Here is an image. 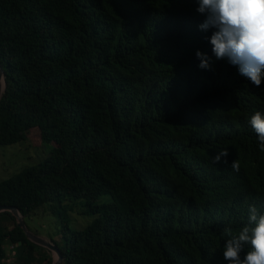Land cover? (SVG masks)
I'll list each match as a JSON object with an SVG mask.
<instances>
[{
    "label": "trees",
    "instance_id": "obj_1",
    "mask_svg": "<svg viewBox=\"0 0 264 264\" xmlns=\"http://www.w3.org/2000/svg\"><path fill=\"white\" fill-rule=\"evenodd\" d=\"M196 8L0 0V146L34 128L53 144L43 162L0 182V206L25 221L45 204L84 203L92 221L51 238L61 264H227L223 244L247 224L249 206L264 212V151L249 123L264 113V83L212 55ZM3 217L13 223L0 222V264L6 246L16 264H52Z\"/></svg>",
    "mask_w": 264,
    "mask_h": 264
},
{
    "label": "clouds",
    "instance_id": "obj_2",
    "mask_svg": "<svg viewBox=\"0 0 264 264\" xmlns=\"http://www.w3.org/2000/svg\"><path fill=\"white\" fill-rule=\"evenodd\" d=\"M196 4V11L205 17L199 29L211 32L206 39L212 55L226 60L251 85L260 87L264 83V0H196ZM195 55L201 69H210L207 53L197 50ZM249 123L257 135L258 148L264 151V113L256 111ZM226 155V151L220 152L213 163ZM248 212L247 224L223 244L227 264H264V212L255 206H249ZM245 245L249 246L247 252Z\"/></svg>",
    "mask_w": 264,
    "mask_h": 264
},
{
    "label": "rangeland",
    "instance_id": "obj_3",
    "mask_svg": "<svg viewBox=\"0 0 264 264\" xmlns=\"http://www.w3.org/2000/svg\"><path fill=\"white\" fill-rule=\"evenodd\" d=\"M52 147L53 144L40 141L37 128L31 129L27 138L21 142L0 146V182L43 162ZM107 200V197H103L98 203ZM62 206L53 202L32 211L25 218L28 230L45 240H51V238L57 240V231L62 230L63 227L82 229L93 219L91 214L85 212V205L80 201L63 202ZM0 222L5 227H9L13 223L8 217L1 218ZM9 248V246L5 247V249ZM47 252L51 254L53 260H57L55 253L49 250Z\"/></svg>",
    "mask_w": 264,
    "mask_h": 264
},
{
    "label": "water",
    "instance_id": "obj_4",
    "mask_svg": "<svg viewBox=\"0 0 264 264\" xmlns=\"http://www.w3.org/2000/svg\"><path fill=\"white\" fill-rule=\"evenodd\" d=\"M5 87V74L2 69V66L0 65V98L2 93L4 92ZM3 212H9L15 218L16 225L24 231L29 241L56 254L57 260H53L52 264L62 263L63 257L59 248L51 240H45L44 238L31 233L25 224L23 215H21L17 208L3 205L0 206V213Z\"/></svg>",
    "mask_w": 264,
    "mask_h": 264
},
{
    "label": "built area",
    "instance_id": "obj_5",
    "mask_svg": "<svg viewBox=\"0 0 264 264\" xmlns=\"http://www.w3.org/2000/svg\"><path fill=\"white\" fill-rule=\"evenodd\" d=\"M10 248L7 249L6 251V257L4 258L5 264H16L15 262V252L12 249V246H9Z\"/></svg>",
    "mask_w": 264,
    "mask_h": 264
}]
</instances>
